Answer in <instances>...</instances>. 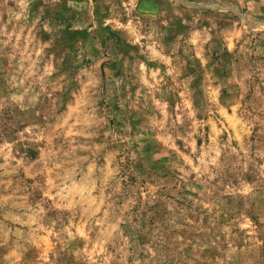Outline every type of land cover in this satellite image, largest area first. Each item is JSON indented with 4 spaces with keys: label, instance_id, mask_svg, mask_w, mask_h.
<instances>
[{
    "label": "rangeland",
    "instance_id": "obj_1",
    "mask_svg": "<svg viewBox=\"0 0 264 264\" xmlns=\"http://www.w3.org/2000/svg\"><path fill=\"white\" fill-rule=\"evenodd\" d=\"M0 264H264V0H0Z\"/></svg>",
    "mask_w": 264,
    "mask_h": 264
}]
</instances>
